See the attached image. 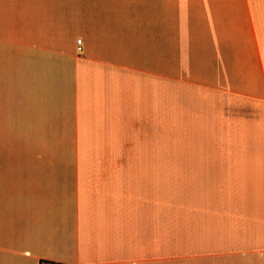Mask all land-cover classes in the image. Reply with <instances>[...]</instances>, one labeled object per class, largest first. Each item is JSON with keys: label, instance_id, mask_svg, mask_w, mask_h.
<instances>
[{"label": "crops", "instance_id": "crops-1", "mask_svg": "<svg viewBox=\"0 0 264 264\" xmlns=\"http://www.w3.org/2000/svg\"><path fill=\"white\" fill-rule=\"evenodd\" d=\"M162 102L185 260L264 264V0H0V264H162Z\"/></svg>", "mask_w": 264, "mask_h": 264}, {"label": "rangeland", "instance_id": "rangeland-1", "mask_svg": "<svg viewBox=\"0 0 264 264\" xmlns=\"http://www.w3.org/2000/svg\"><path fill=\"white\" fill-rule=\"evenodd\" d=\"M190 133L184 128L177 125L174 127L173 118L170 116L168 108H165V103L162 102L161 111V131L159 133V141L156 142L154 149L145 148L137 150L139 156L159 157L161 163L159 165V184L161 198V217H162V232L170 234L162 235L161 242V257L162 264H191V260H185L190 257V252L185 251L184 242L186 240L185 221L186 214L184 212L185 204H199L201 180L200 166H186V157L200 156L201 154L191 149H186L188 146ZM94 151V150H93ZM101 151L93 152L91 155H99ZM135 150L130 152L133 154ZM212 151L210 150V153ZM108 155H126L125 150H108ZM214 156H217L213 151ZM228 164L218 166L220 172H226ZM243 170H247L245 166H240ZM206 172L212 171V166L206 165ZM203 175L204 183L208 181L207 176ZM198 199V202H196ZM188 215V214H187ZM192 216L193 222L199 221L195 214ZM199 215V214H198ZM171 224L172 229L167 228ZM180 258H183L182 260Z\"/></svg>", "mask_w": 264, "mask_h": 264}, {"label": "built area", "instance_id": "built-area-1", "mask_svg": "<svg viewBox=\"0 0 264 264\" xmlns=\"http://www.w3.org/2000/svg\"><path fill=\"white\" fill-rule=\"evenodd\" d=\"M81 41H80V39H78V40H76L75 41V51H76V53H80L81 52Z\"/></svg>", "mask_w": 264, "mask_h": 264}]
</instances>
